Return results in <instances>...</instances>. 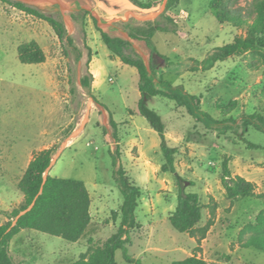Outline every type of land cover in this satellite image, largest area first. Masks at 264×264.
Instances as JSON below:
<instances>
[{"label":"rangeland","instance_id":"rangeland-1","mask_svg":"<svg viewBox=\"0 0 264 264\" xmlns=\"http://www.w3.org/2000/svg\"><path fill=\"white\" fill-rule=\"evenodd\" d=\"M136 1L152 7L142 9L132 0L33 3L31 7L63 22L73 47L62 42L47 22L0 1V225L23 203L18 184L31 157L44 149L53 150L49 175L82 181L91 200V223L78 242L23 230L11 241L10 256L15 264H71L87 259L116 232L122 195L109 155L115 142L108 112L120 121L127 111L137 108L139 77L136 69L110 56L91 16L97 18L102 31L126 38L130 27L154 21L166 24L162 17L166 15L175 23L176 31L154 35L157 51L171 62L161 66L157 77L201 97L202 110L217 120L232 118L237 123L227 122L209 131L196 121L185 125L179 143L199 144L184 150L187 156L190 151L197 154L189 157L183 177H190L187 180L193 185L186 190L196 192L202 206L201 222L191 235L175 231L169 223L177 204V189L173 176L161 171L163 159L161 163L151 161L148 177L127 175L141 192L135 211L139 227L130 233L128 253L143 264H172L192 256L208 264H264V199L229 200L223 189L224 198L217 203L205 191L206 185L210 188L216 179L221 181V162L228 157L231 174L239 176V170L247 168L245 177L256 185V194L264 196V134L252 128L244 132L241 107L227 117L234 109L231 100L251 84L250 100L255 102V110L263 107L264 53L231 57L209 67L207 58L214 50L243 36L245 29L220 24L211 13L210 0H179L169 9L168 0ZM261 3L264 0H230L232 11L244 18L261 16L264 20ZM30 43L36 45L41 62L23 63L19 59V48ZM134 45L148 61L144 44L134 41ZM84 78H88L90 88L82 86ZM247 105L246 113H253V106ZM146 106L162 119L175 110L186 113L161 97L150 98ZM126 123L118 124L119 140L128 132ZM243 138L260 149H248ZM183 154L175 156L179 167L184 163ZM216 168L218 177L213 176ZM206 173L213 176L207 182L203 181ZM207 224L211 225L203 236ZM115 260L116 264H126L120 250Z\"/></svg>","mask_w":264,"mask_h":264},{"label":"trees","instance_id":"trees-1","mask_svg":"<svg viewBox=\"0 0 264 264\" xmlns=\"http://www.w3.org/2000/svg\"><path fill=\"white\" fill-rule=\"evenodd\" d=\"M0 1L47 22L62 42L67 43L69 47H73V39L67 35L66 28L61 20L18 1ZM132 1L134 5L142 9L149 10L152 7L150 4H141L136 0ZM178 1L168 0L167 8H172ZM263 7L264 4L261 3L259 5L260 10ZM210 10L220 24L245 29V31L243 36H236L231 43L214 50L207 58L209 67H213L216 63L223 62L231 57L248 53L258 55L264 53V20L261 16L254 19L244 18L240 13L231 10L230 0H210ZM83 14L90 15L88 11H83ZM162 17L166 24L154 21L147 22L145 26L128 28V38L110 36L98 27L93 16H91V19L100 32L101 41L110 56L118 58L123 65L133 67L137 71L140 94L137 114L143 117L158 134L160 151L163 157L161 171L173 176L174 185L177 189V204L169 216V223L175 231L191 235L202 219V206L199 195L187 192V187L193 184L176 170L175 156L178 149L168 145L165 136V125L161 117L154 110L149 109L146 103L154 97L168 99L174 102L177 107L183 108L188 116L202 124L208 131L212 130L214 126L223 125L227 122L235 125L237 121L232 118H227L224 121L216 120L209 113L202 110L201 97L188 93L182 85L173 86L162 77H157L156 69L158 66L170 64L171 62L168 57L157 51L153 42L154 35L157 32L176 31L173 20L166 15ZM132 40L144 42L147 47L149 51V71L145 59L137 52ZM19 59L23 63H39L42 61V57L34 43L19 48ZM82 86L90 88L88 78L82 80ZM260 100L263 107L258 108L251 114L241 116L240 125L244 132L252 128L264 134V82ZM108 114L109 124L113 129L111 137L115 142V149L109 151V155L112 159L113 178L122 195L119 213L120 223L116 232L104 242L100 249L92 250L87 259L71 264H116L115 254L118 250L122 252L126 264H143L139 259L130 256L127 248L131 231L139 227L135 211L138 207L141 192L139 187L133 184L126 174L121 161L117 124L112 114L110 112ZM242 140L248 149H260L259 145L250 142L246 138ZM52 158V149L35 152L18 184V189L23 195V203L19 208L8 214L9 217L6 223L0 225V264H15L10 256L9 246L13 238L23 230H33L61 238L69 243H76L82 238L91 223V200L85 184L78 180L45 176V173L51 167ZM228 164L229 158L224 157L221 162V183L227 199L234 200L242 197L264 199V196L256 194L254 183L243 177L233 176ZM210 225L207 224L204 227L203 236ZM172 264L208 263L201 258L192 256Z\"/></svg>","mask_w":264,"mask_h":264},{"label":"crops","instance_id":"crops-1","mask_svg":"<svg viewBox=\"0 0 264 264\" xmlns=\"http://www.w3.org/2000/svg\"><path fill=\"white\" fill-rule=\"evenodd\" d=\"M132 41L134 43L135 40H132ZM138 42L141 43V41H138ZM142 43L144 44V42H142ZM144 46H145V44H144ZM141 49L143 50V48H141ZM148 55H149V51H148ZM115 61H118V60H115ZM118 65H121L120 62ZM163 65H166V64H161L160 66H158V68L156 69V73H157V71L158 72L160 71L161 66H163ZM123 66H125V65H123ZM251 74H253V77H254V72H252ZM94 77H96V76L94 75ZM252 87H253V84H251L248 87V90L245 93H243L239 97H234L231 100L234 104V109L232 111H234L238 107H241L242 108L241 113L247 114L246 113V108L248 106L247 104H251L253 106V110H255L256 104H255V102H251V101H253V99L250 100L251 93H252L251 92ZM139 99H140V94H139ZM202 102L203 101L201 99V104H202ZM177 108L180 109L179 107H177ZM181 111L182 110H175L173 115H167L165 119H162L161 115H159V116L161 117V119L165 125V136H166V140H167L168 145L170 147H175L178 149L177 155L184 153L183 154L184 163L181 164V167H179L175 161V167H176L177 172L181 176H183V175H185V172H186L185 166H187L189 164V162L191 161V158H189V157H192V159H193V157H196V155H197L196 153H193L191 151L188 153V156L185 155V152H184L185 147L193 146L194 144H196V145H199V144L196 141H193L192 143L187 142V141L179 143L180 138H184L185 131H186L185 125L188 124V125L192 126L193 124L196 123L195 120L193 118H191L190 116H188L186 113L181 114ZM232 111L227 114V117L231 116ZM213 118H215V117H213ZM113 119L116 122L117 127H119L118 124L120 122H123V121L127 122L125 126H126L128 132H126L123 137H120V140H119V146H120V152H121V161H122V164L125 168L126 174L127 175L131 174L132 176H135V177L142 176L143 174H145L148 177L150 175L151 161L157 160L161 163L162 159H163L161 151H160V138H159L158 134L150 127V125L147 121L143 120L144 118H142L139 114H137V108L133 109L131 112L127 111V116L124 119H121L120 121L115 120L114 117H113ZM196 124L198 125L200 123L197 122ZM213 139H215V136ZM206 155H207V157L210 156V154H206ZM245 159L246 158H243V160H245ZM29 162H28V164H29ZM242 162H244V161H242ZM28 164H27V166H28ZM246 170H247V168L242 167V169L239 170L238 175L240 177H243L247 181H249L244 175ZM47 172H48V175H46V176H50L49 170ZM195 174H196V172H194V175ZM214 175H216L217 177L219 176V169L218 168H216L213 176ZM213 176L206 173V176H205L206 178L203 181L207 182L209 180V178L213 177ZM187 179H190V177L187 176ZM220 182L221 181H218L216 179V183L213 184L212 186H210V188H209V185H206V190H205L207 193H209L215 199V201L217 203H220V200H223V198H224V190H223ZM187 192H189V191H187ZM193 193H196V192H193ZM89 194H90V192H89ZM217 210L219 211L220 208L218 207ZM90 213H91V207H90Z\"/></svg>","mask_w":264,"mask_h":264},{"label":"water","instance_id":"water-1","mask_svg":"<svg viewBox=\"0 0 264 264\" xmlns=\"http://www.w3.org/2000/svg\"><path fill=\"white\" fill-rule=\"evenodd\" d=\"M18 2H21L23 4H26L28 6H32L33 3H42V2H50V3H54V4H60L59 0H17ZM94 16V15H93ZM94 18L97 20V18L94 16ZM98 22V21H97ZM128 38V36L126 37ZM146 62V67L149 71V64H148V61H145Z\"/></svg>","mask_w":264,"mask_h":264}]
</instances>
